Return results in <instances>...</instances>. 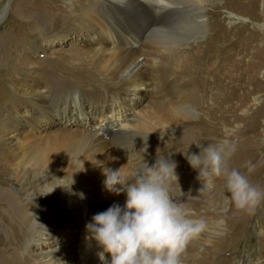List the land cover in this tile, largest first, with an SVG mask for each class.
Wrapping results in <instances>:
<instances>
[{
	"label": "bare ground",
	"instance_id": "bare-ground-1",
	"mask_svg": "<svg viewBox=\"0 0 264 264\" xmlns=\"http://www.w3.org/2000/svg\"><path fill=\"white\" fill-rule=\"evenodd\" d=\"M65 1L70 7L77 8L66 16H59V13L50 10L49 15L44 13L43 18H39L43 26L40 36L48 33V29L53 31L49 33L57 32L60 37L68 32H85L87 39L83 40V44L88 42L92 46L89 47V53L71 55L76 68L85 66L84 61H87L90 67L88 74L97 76L95 72H98L111 87L93 84L90 79L79 76L81 73L78 72L76 78L79 76L83 83L92 84L96 105L86 107L85 115L93 118L99 112L101 118L97 124L78 131L54 128L43 132L35 128L37 131L33 133V124L45 121L54 114L59 102H64L66 97L75 101L77 87L73 81L61 80L52 87L36 91L30 76L37 72L38 63L43 62L35 52L37 45L23 50L20 58L24 64L22 69L30 76H17L12 80L15 93L5 117L0 120V165L5 170L1 177L5 178L3 181L18 186L22 192L20 202L9 191L0 192L6 198L5 207L10 215L20 217L18 225L24 240L20 264H101L96 255L101 249L95 242L85 241L75 235L72 213L76 217L82 213L85 223L113 204L123 207L126 193L116 195L106 191L103 170L122 167V174H128L141 167L142 163L152 166L161 155L175 161L177 165L178 185H172L173 197L184 202L191 218L205 223V230L197 241L204 245H215L224 232L223 220H217L223 212L219 206L222 188L217 185L212 190H201L200 181H192L197 171L187 164V159H174L175 146L168 144L166 134L162 131L166 124L171 126L193 119L190 106L168 99L165 101V104L169 102L168 106L163 104L161 107L167 112L158 111L160 109L153 106L155 110L158 109L151 112V117L156 119V127L149 124L150 113L144 115L141 110L133 114V108H130L131 113L124 112L117 118H114V114L121 104L117 101L119 95L128 97L132 102L159 94L164 89L163 72L166 70L165 59L169 55L164 52L168 51V44L165 38L158 37L159 33L175 31L177 34L170 38L174 43L176 38L182 41V38L192 39L193 34L202 35L208 26L207 8L214 6L217 0H164L160 6L156 5L155 0ZM10 11H14L13 3ZM13 13L20 17L26 16L18 8ZM259 27L264 30V25ZM216 34L219 35V31ZM2 42L1 39L0 44ZM221 68L222 71L219 69L214 74L208 86L212 87L213 83L228 78L225 68ZM156 88L159 89L158 93H155ZM208 92L203 96L204 101L218 96L217 92ZM57 94L60 100L57 101V108L50 110L48 102ZM222 98H225V93ZM212 107V104L208 105L209 109ZM103 123H108V130L101 128ZM24 124L27 129L19 127ZM8 174L10 180L6 178ZM64 175L76 181V184L82 182L87 195H74L70 191L74 186L52 178ZM41 246L46 249L41 251Z\"/></svg>",
	"mask_w": 264,
	"mask_h": 264
},
{
	"label": "rangeland",
	"instance_id": "rangeland-1",
	"mask_svg": "<svg viewBox=\"0 0 264 264\" xmlns=\"http://www.w3.org/2000/svg\"><path fill=\"white\" fill-rule=\"evenodd\" d=\"M12 3L15 12L16 8L19 11L21 9L26 16L20 17L14 11L11 12ZM75 9L65 0H0V40H3L0 44L1 121L15 93L12 80L17 76H30L22 69L24 64L20 58L23 50L34 48L35 45H39L35 52L37 51V57L43 63H38L37 72L30 76L33 79V88L40 91L61 80L73 81L77 87V97L75 101L66 97L64 102H59L57 108L59 94L53 95L48 106L50 110L57 108V111L45 121L34 123L31 127L33 133L37 130L48 132L54 128L85 130L90 125L97 124L101 118L99 112L93 118L86 117L85 108L95 104L94 93L92 84L83 83L79 76L90 79L93 84L101 85L100 87H111V84L98 72H95L97 76L89 75L87 61H84L85 66L76 68L75 60L72 59L76 54L90 51L92 44H83V40L87 39L85 32H66L67 34L60 37L57 32L49 33L53 31L48 29V33L40 36L43 26L39 18H43L44 13L48 14L50 10L59 13V16H66ZM230 13L238 16L233 17ZM206 19L208 26L205 32L202 35L193 34L192 39L182 38V41H178L179 38H176L174 43L170 38L175 36V31L159 33L158 37L165 38L168 44V51L164 48V52L169 55L165 59L166 70L163 72L164 89L159 94L132 102L128 97L119 95L117 101L121 104L117 106L118 111L114 118L121 117L124 112L131 113L130 108H133V114L140 110L144 115L150 113L149 124L156 127V119L151 117L152 111L160 109L158 111L167 112L161 109L166 99L185 102L190 106L194 118L176 125L166 124L162 128L168 144L175 146L174 159H186L185 152L199 153L200 148L196 146L198 144H216L227 138L236 145V151L227 161V167L246 172L245 165L250 162L254 165V170L248 174L249 179L264 189V30L259 27L264 25V0H217L214 6L207 8ZM217 31L219 35L216 34ZM222 66L227 71L228 78L213 83L212 87L208 86L214 74L219 69L222 71ZM207 91L217 92L218 96L204 101L203 96ZM158 92L159 89L156 88L155 93ZM224 93L225 98H222ZM168 104L169 102L165 106ZM210 104L213 106L211 109L208 108ZM62 106L64 108L61 110ZM153 106L158 109L155 110ZM13 116L17 117L16 114ZM168 117L170 120L169 113ZM19 127L27 129L25 124ZM101 128L108 130V123H103ZM102 135L105 136L104 133ZM4 172L0 165V192L9 191L20 202L21 190L15 184L3 181L5 178L1 176ZM6 178L10 180L11 176L8 174ZM52 178L63 180L70 187L74 186L70 190L74 195H87L82 182L76 184V181L66 175ZM197 180L196 174L192 181ZM222 183V180L216 182L220 188ZM1 194L0 264H20L24 252L22 229L18 225L20 217L14 218L10 215L5 207L6 198ZM85 199L96 206L87 196ZM219 204L223 209L217 219L223 220L222 236L215 245H204L194 240L183 255L182 264H264V202L251 215L238 214L234 209L225 206L223 196L219 199ZM76 216L72 213V228L77 238L83 239L86 235L85 224L88 222L84 223L82 213L79 217ZM40 249L42 251L46 247L41 246Z\"/></svg>",
	"mask_w": 264,
	"mask_h": 264
},
{
	"label": "clouds",
	"instance_id": "clouds-1",
	"mask_svg": "<svg viewBox=\"0 0 264 264\" xmlns=\"http://www.w3.org/2000/svg\"><path fill=\"white\" fill-rule=\"evenodd\" d=\"M155 3L160 6L164 0ZM196 146L199 153L184 154L197 171L201 190H212L222 180L225 206L238 214H253L264 202V189L249 179L254 165L248 162L246 172L229 169L227 161L236 145L227 138ZM176 167L175 161L161 155L152 166L142 163L128 174H122V167L103 170L104 189L116 195L125 192L126 201L123 207L113 204L93 215L85 224L84 239L101 249L96 253L101 264H182L188 246L206 226L203 220L191 218L184 202L173 197L172 185H178Z\"/></svg>",
	"mask_w": 264,
	"mask_h": 264
}]
</instances>
